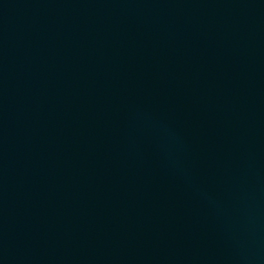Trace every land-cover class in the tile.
I'll list each match as a JSON object with an SVG mask.
<instances>
[{
    "label": "water",
    "instance_id": "obj_1",
    "mask_svg": "<svg viewBox=\"0 0 264 264\" xmlns=\"http://www.w3.org/2000/svg\"><path fill=\"white\" fill-rule=\"evenodd\" d=\"M0 264H264V0H0Z\"/></svg>",
    "mask_w": 264,
    "mask_h": 264
}]
</instances>
